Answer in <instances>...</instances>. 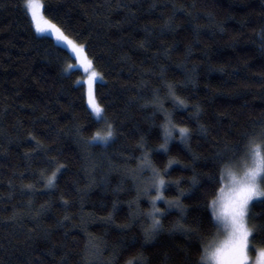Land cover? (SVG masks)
<instances>
[{
  "label": "trees",
  "instance_id": "obj_1",
  "mask_svg": "<svg viewBox=\"0 0 264 264\" xmlns=\"http://www.w3.org/2000/svg\"><path fill=\"white\" fill-rule=\"evenodd\" d=\"M37 1L41 16L73 43L86 46L90 73L103 77L94 80L93 94L105 119L97 122L89 108L85 65L67 41L51 31L37 32L24 0H0V264H56L64 253L68 264H83L89 234L103 247L98 264H126L138 253L147 264H164L165 255L167 264L198 262L203 245L221 237L205 206L220 193V183L209 187V176L219 175L214 154L225 143L244 144L242 135L264 123V50L258 35L264 28V0ZM162 71L186 101V108H174L166 88L159 93L174 123L193 130L191 151L179 139L169 142L167 153L160 149L164 113L153 115L151 105L142 107L161 87ZM195 105L199 122L192 118ZM106 121L117 128L115 142L86 146L85 139L96 131L103 134ZM199 124L208 128L207 136L195 131ZM141 136L161 172L170 158L180 161L169 167L166 181L180 180V189L187 190L194 170L198 174L200 186L181 197L182 222L198 225L196 233L170 231L180 218L172 208L163 231L145 243L144 216L131 219L135 205L129 208V201L136 199L137 188L126 169L137 166L133 157L141 155ZM193 153L199 157L195 162ZM244 155H237L232 171L249 161ZM53 157L56 163L49 164ZM57 164L64 167L55 187L48 188L45 179ZM28 184L31 190L24 187ZM178 194L175 184L164 190L169 200ZM150 196H140L141 212L150 207ZM64 200L71 207H62ZM261 201L264 197L253 202L259 217L252 223H264ZM114 202L109 224L104 218ZM41 206L42 215L34 218ZM14 210H22L19 220L9 219ZM65 214L72 219L58 224ZM53 246L55 257L48 255ZM261 247L264 234H257L251 254Z\"/></svg>",
  "mask_w": 264,
  "mask_h": 264
},
{
  "label": "snow or ice",
  "instance_id": "obj_2",
  "mask_svg": "<svg viewBox=\"0 0 264 264\" xmlns=\"http://www.w3.org/2000/svg\"><path fill=\"white\" fill-rule=\"evenodd\" d=\"M24 4L27 11L31 14V19L35 22L36 31L39 33L51 31L53 35H56L57 40L62 39L67 41L68 45L72 47L73 52L76 53L77 58L81 59V62L85 65L86 70H89L92 61L83 57L86 46L84 44L73 43L72 40L64 35L56 24L41 16L39 14L41 6L36 0H24ZM258 35L261 41V49L264 50V28L261 29ZM140 47H144L143 42H141ZM164 53L167 54L168 49H164ZM97 77L103 79L100 73L93 70L87 83L88 104L92 109V113L95 115L96 121L99 122L100 120H104L105 117L103 115L104 109L97 103L93 94V82ZM160 79L163 82L161 87L153 90L151 99L146 100L145 104L142 106L147 108L151 105L154 109L153 115L156 111L164 113L165 119L164 123L161 125L163 143L159 145V148L167 153L169 151V142L173 139H179L180 142L191 151L188 142L192 136L193 130L189 127L179 126L177 123H174L172 113L164 108L163 99L160 97L159 93L166 88L167 95L165 98L171 97L173 99L174 108H186V101L176 95L177 86L175 84L164 80L163 71L160 73ZM200 112V106L195 105L192 118H195L197 122L200 120ZM259 127V131L245 132L242 135V139L246 141L244 144H241L240 141H237L235 144L225 143L224 150L214 154V166L219 168V175L213 174L209 176V187H214L216 183H220L221 187L219 192L222 193L225 187L224 182L227 180L228 195L226 198L222 196H213L205 206L207 209L211 210L210 222L216 227L217 233L219 234L222 227L227 235L223 240L214 245L211 243L204 244L199 261L194 262V264H250L249 251L251 248V241L255 239L257 234H264V223H252L259 217V214L253 213V201L256 200V198L264 197V123H261ZM77 131L82 132L83 129L78 128ZM195 131L207 136L209 130L204 124H199ZM117 134L118 132L114 122L106 121V129L103 134H101L100 131H96L92 136L85 139L84 142L88 147L97 144L108 145L115 142ZM29 135L33 140L36 139L31 133H29ZM37 146H39V141H37ZM137 147L141 149V155L133 157L138 161L137 166L134 169H126V174L131 175L137 188L136 199L134 201H129V208H133V205H135V210L131 214V219L135 220L139 215L144 216L146 222V226H143L145 243L151 242L163 231V219L172 208H177L179 210L180 218L170 231L178 230L187 235L196 233L199 228L198 225L190 226L187 225L186 222H182L184 221L186 206L183 204L181 197H184L186 193L190 194L197 186H200V180L197 179L198 174H196L194 170V175L191 177V184L188 189H180V180L166 181L165 179V177L169 175V167L174 164H179V160L170 158L168 167L161 172V170L157 169L153 164V150H145L147 149V144L144 136L140 137ZM240 152L245 153V161L250 158L252 162L250 164L245 163L242 175H236L232 172L231 167ZM198 158L199 157L193 153V162ZM48 162L49 164L56 163L54 157ZM63 167V164H57L55 169L51 172V175H48L45 179L46 187H55L58 173L61 172ZM184 167H188V165ZM225 172L228 174L227 177L225 176ZM171 184L176 185L179 194L169 200L164 196V190ZM24 187L31 190L33 185L28 184ZM152 189H154L156 193L154 196H150V190ZM142 195L150 196V207L143 212L139 210V199ZM158 201H162L165 206L161 207L157 203ZM261 203H264V201H261ZM30 205L31 201H29V206ZM62 207L67 209L71 207V205L68 200H64ZM44 208L45 206H41V209L36 210L33 213L34 218H38L42 215ZM116 210V204L114 202L112 212L104 218L107 223L110 224L113 222V214ZM29 211H31L30 207ZM21 213L22 210H14L9 219L19 220L21 218ZM70 219H72V217L65 214L57 223L63 225L65 221ZM128 226V224H125L120 227L123 229ZM65 235L67 236L68 233L66 232ZM102 252L103 247L99 242V238L89 234L85 240L83 264H98ZM48 255L53 257L56 256L55 246L49 250ZM167 260L168 257L165 255L164 264H167ZM56 264H68V254L64 253L60 255ZM107 264H111V261L109 260ZM126 264H147V260L143 256V253H138L136 256L126 261ZM256 264H264V247L259 248L257 251Z\"/></svg>",
  "mask_w": 264,
  "mask_h": 264
},
{
  "label": "rangeland",
  "instance_id": "obj_3",
  "mask_svg": "<svg viewBox=\"0 0 264 264\" xmlns=\"http://www.w3.org/2000/svg\"><path fill=\"white\" fill-rule=\"evenodd\" d=\"M36 2H38V1L36 0ZM83 57H86L84 53H83ZM86 59H87V57H86ZM83 71H84V75H85V78H84L83 82H84L85 88H86V90L88 92V83H87V81H88L89 77L91 76V73H90V69L89 70H86L85 67L83 68ZM99 80H100V78L97 77L95 81H99ZM89 108L91 109L90 106H89ZM91 111H92V109H91ZM251 162L252 161L249 158V161H247L246 163L250 164ZM244 166L245 165H243L241 168L237 169L236 171L233 170L232 172H234L236 175H242L243 174V171H244ZM227 175H226V177H227ZM224 185H225L224 191L222 193H219V196H222V197L226 198L227 195H228V191H227V180L224 182ZM261 198H263V197L256 198V200H254V201L260 200ZM226 235H227V233L224 232L223 228L221 227V237L215 243L223 240L226 237ZM257 251L255 252V254H251V252L249 251V261H250V264H256Z\"/></svg>",
  "mask_w": 264,
  "mask_h": 264
}]
</instances>
